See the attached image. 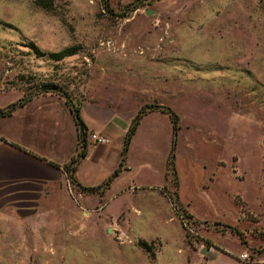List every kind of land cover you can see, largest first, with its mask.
<instances>
[{
  "label": "rangeland",
  "instance_id": "374dc122",
  "mask_svg": "<svg viewBox=\"0 0 264 264\" xmlns=\"http://www.w3.org/2000/svg\"><path fill=\"white\" fill-rule=\"evenodd\" d=\"M13 93L170 109L181 210L173 188L9 187L0 264H264V0H0V110ZM139 125L131 164L173 179L164 122Z\"/></svg>",
  "mask_w": 264,
  "mask_h": 264
},
{
  "label": "crops",
  "instance_id": "0c3cea01",
  "mask_svg": "<svg viewBox=\"0 0 264 264\" xmlns=\"http://www.w3.org/2000/svg\"><path fill=\"white\" fill-rule=\"evenodd\" d=\"M14 95V99L0 111H6L9 105L20 100V95ZM79 113L88 130V145L74 177L81 187L95 188L104 184L118 169L124 137L136 111H120L113 103L85 102ZM151 116L164 122L167 135L172 139L168 115L151 110L140 123ZM0 120V197L9 196L1 195L9 187L44 188L66 183L70 186L63 168L77 154V130L70 110L60 100H54L48 94L35 96L16 106L9 115L0 114ZM138 129L130 143L123 169L103 195L113 191L118 198L124 194H145L161 187L174 189L171 180L166 179L165 169L158 172L160 183L155 186L150 180L156 171L148 160L138 166L131 164L130 151ZM92 133L106 137L109 143L93 144L89 140Z\"/></svg>",
  "mask_w": 264,
  "mask_h": 264
},
{
  "label": "trees",
  "instance_id": "16d2710c",
  "mask_svg": "<svg viewBox=\"0 0 264 264\" xmlns=\"http://www.w3.org/2000/svg\"><path fill=\"white\" fill-rule=\"evenodd\" d=\"M137 1H141V0H137ZM34 48V46L32 47ZM36 52H38V50L35 48ZM75 50L73 49H65L59 53H53V54H49V57L56 60V61H60L66 57H70L73 56L75 53ZM38 55L41 57L43 55H40V53L38 52ZM26 100H20L18 103H14L11 104L7 107L6 111H0L1 115H9L13 109L16 108V106L22 105ZM154 108H160V110L166 114H168L169 118H170V122L172 124V139H171V148L168 154V158H167V168L169 169L168 173H170V178L171 176L173 177V179L171 180L172 186L174 187V189L176 190L174 193V200H170V203L173 207V209L175 211H178V215H179V210H181V206L178 202V195H177V188H178V183H177V179L175 176V169H174V151L176 148V144H177V135H178V131H179V121H178V116L173 113L170 109H164L161 107H147V108H142L139 110V112L136 114V116L134 117V119L132 120L126 135L124 137V141H123V148H122V160L121 163L118 167V169H116L114 171V173L110 176V178L101 186L99 187H95V188H84L81 187L75 180L74 177V173L76 171L77 165L79 164V162L85 157L86 155V149H87V138H88V130L85 126V124L83 123L81 117H80V113L78 110H72V115H73V119L75 122V126H76V130H77V154L74 158H72L70 160V162L64 166V172L66 174L68 183L71 187L75 188L78 191L81 192H86V193H90V194H99L102 195L110 186V184L112 183V181L119 175V173L121 172V170L123 169L124 163H125V158L127 155V152L129 150V146L130 143L132 141V138L134 137L137 128L140 124L141 119L143 118V116L150 110H153ZM101 192V194H100ZM186 214V213H185ZM187 216V214H186ZM191 216H188V218H190ZM140 247L143 248L144 250H147V245L144 242L140 243Z\"/></svg>",
  "mask_w": 264,
  "mask_h": 264
},
{
  "label": "built area",
  "instance_id": "2783aa9c",
  "mask_svg": "<svg viewBox=\"0 0 264 264\" xmlns=\"http://www.w3.org/2000/svg\"><path fill=\"white\" fill-rule=\"evenodd\" d=\"M89 140L95 145H107L109 143L106 137L94 133L89 135Z\"/></svg>",
  "mask_w": 264,
  "mask_h": 264
},
{
  "label": "water",
  "instance_id": "95a60500",
  "mask_svg": "<svg viewBox=\"0 0 264 264\" xmlns=\"http://www.w3.org/2000/svg\"><path fill=\"white\" fill-rule=\"evenodd\" d=\"M147 15H149V13H147Z\"/></svg>",
  "mask_w": 264,
  "mask_h": 264
}]
</instances>
